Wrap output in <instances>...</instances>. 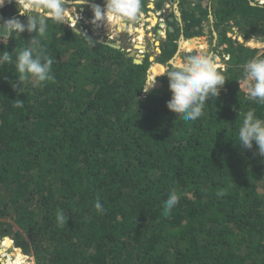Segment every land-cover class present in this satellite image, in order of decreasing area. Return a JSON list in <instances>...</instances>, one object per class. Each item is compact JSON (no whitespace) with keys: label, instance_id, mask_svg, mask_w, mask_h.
Listing matches in <instances>:
<instances>
[{"label":"trees","instance_id":"trees-1","mask_svg":"<svg viewBox=\"0 0 264 264\" xmlns=\"http://www.w3.org/2000/svg\"><path fill=\"white\" fill-rule=\"evenodd\" d=\"M164 1L141 0L146 21ZM167 1L175 13L153 59L135 63L112 41L78 31L90 46L74 27L49 21L37 38L53 59L52 81L14 88L15 53L0 66V238L18 250L13 264L22 254L35 264H264V157L255 142L250 150L237 144L239 109L264 119V105L238 81L248 60L264 58L243 42L264 39V4ZM0 14V22L23 18L13 1ZM33 35L15 34L0 51L30 47ZM181 37L184 49L207 40L228 56L219 96L189 122L167 109L168 79L156 76ZM150 68L157 80L145 91ZM172 190L181 199L165 217Z\"/></svg>","mask_w":264,"mask_h":264},{"label":"clouds","instance_id":"clouds-1","mask_svg":"<svg viewBox=\"0 0 264 264\" xmlns=\"http://www.w3.org/2000/svg\"><path fill=\"white\" fill-rule=\"evenodd\" d=\"M10 1L14 2L19 16H25L27 20L23 22L18 16H13L0 22V43H3L5 46L8 44L10 38H15V34L21 36V33L25 31L34 33L28 39L30 41V47L21 48L18 51L16 48H13L11 52L8 50L0 51V66L13 64V53H15L13 67L17 73L18 84L14 83V88H18L21 83L28 81L43 84L54 79L52 74L53 59L43 54L41 40L37 38V35L39 37H45L49 27V21L59 25L69 24L78 31H90L93 35H95L97 28L104 25L103 23L107 22L109 24L111 22L112 27L110 33L98 39L100 41L106 39L113 42V39L119 37L120 30L125 28L130 29L134 26L141 13V0H103V7L100 4L91 2V0H73L71 8L68 7V0ZM255 1L258 2V0ZM249 2L252 4V0H249ZM5 3L6 0H0V7H3ZM258 3L264 4V2ZM74 4L77 5L75 8H73ZM84 4H90L93 12V17L90 21L92 24L88 23L83 25V27L80 26L81 28H77L78 19L82 18L85 14L81 12L79 16L76 13V8ZM69 10L73 12L71 19L69 18ZM155 16L158 28L156 32L153 31L151 37H154L153 41L155 43L158 41L159 44V39L165 36L167 23L166 21L162 23L159 20L158 14H155ZM145 24L149 26L147 22ZM158 30L160 31L157 32ZM77 33L82 34L90 46L94 45V41L87 34ZM124 35L128 34L125 33ZM95 36L98 37L99 35ZM243 42L251 47L264 49V39L261 36L259 39L254 38ZM158 44H155L156 47L153 46L151 51L156 53V48L158 49L157 52H159ZM135 46L136 44H132V48L130 50L127 49V51L133 50L135 57L139 56L142 60L145 54H147V51L142 55H138V48ZM150 57L153 59L154 55L151 54ZM165 75L168 79V89L171 93L170 99L166 102V107L176 113L185 122L196 121L202 117L204 115L206 101L212 97H218L220 86L226 81L224 75L218 71L215 53L203 49L197 53L181 57L174 55L167 62V65L159 69L156 74V76ZM151 77L152 73L148 81ZM238 81L240 89L243 88L245 90V94L249 100L264 105V58L254 57L248 60L243 65L242 80ZM150 86H155L154 80L148 83L147 90ZM16 106L20 107L22 105L18 103ZM239 116H242L243 119L238 130L239 142L237 144L242 148L250 150L253 148V142H255L259 155L264 157V119L258 118L253 110L242 112L239 109ZM218 195H223V193H218ZM180 199L181 195L175 190L169 192L163 205V215L165 217L170 215L172 209L179 204ZM94 207L99 212L104 211L99 198H97ZM56 219L58 226H63L68 221L63 210L58 211Z\"/></svg>","mask_w":264,"mask_h":264},{"label":"rangeland","instance_id":"rangeland-1","mask_svg":"<svg viewBox=\"0 0 264 264\" xmlns=\"http://www.w3.org/2000/svg\"><path fill=\"white\" fill-rule=\"evenodd\" d=\"M6 1H8V0H6ZM102 1L103 0H91V2L96 3V4H100L103 7ZM72 3H73V0H68V7L69 8H71ZM76 6L77 5L74 4L73 5V8H75ZM170 11H173L172 10V4L170 2L167 3L166 1H164V3H162L161 9L160 10L157 9L155 12H152L150 15L152 16V14H158L159 18L162 19L161 22L164 23L166 21V15ZM69 12H71V10H69ZM81 12L83 14H85V15L82 16V18H79L78 19V21H77L78 22L77 23V25H78L77 28H81L80 26L83 27V25L88 24V23L92 24L90 21H91V19L93 17V12L91 10L90 4H84V5H81V6H79V7L76 8V13L79 16L81 15ZM72 15H73V13H69V18L70 19H71ZM26 18L27 17L23 16V18L21 20L23 22H25ZM1 20H2V18L0 17V21ZM147 21H148L149 24H152L153 28L155 27V25H154L155 22L152 19V17H151V20L149 19ZM147 21L145 19V22H147ZM103 24L104 25H101V27L97 28L96 31H95V35H99L98 38H102L103 36L108 35L110 33V30H111V27H112V25H111L112 23L109 22V24H107V22H105ZM135 24H136V22H135ZM135 24H134V26H138V25H135ZM141 24L138 26L139 28H135V29L133 27L130 28V30L132 32H130V34H128V35H125L124 40H123L122 37L119 36L118 38L116 37L115 39H113V43L116 44V45L122 46L126 51H127V49L130 50L132 48V44L133 45L134 44L138 45V43L141 44L142 49H144L145 51L152 50L153 49V46H155V42L153 41V38L154 37H151V36L149 37L148 36V33H152L153 34V30H152L151 27H149L147 25L146 26H142ZM146 27H148V29H145ZM233 28H234L235 32H237V33L240 32L238 30V27L234 26ZM204 30L207 31V32L208 31L211 32L212 37H210V38H211V42H213L215 35L212 33V30L210 29L209 24L205 23ZM134 31L138 34L137 36H135L134 34H133L134 36L131 35V33H134ZM133 38H135V39H133ZM104 40H106V39H104ZM146 46H147L148 49L146 48ZM178 46H179V44H178ZM212 46H213V44L212 43L209 44L208 41L206 40V42L203 43V46H201V48L203 47V50L211 51ZM196 47H199V46H196ZM219 50H221V46H219V47L214 46V53H215V60H216V63H217V68L220 69V70H225L226 67H227L226 59H228V56L225 55L223 59H220V56L218 55ZM188 52H190V51L185 52L184 55H187ZM149 53L155 55L158 52L156 51V53H155L154 51H149ZM184 55H182L181 52L180 53H175V56H178V57H181V56H184ZM136 57L138 59H141L139 56H136ZM151 80H154V83H155V81L157 80V78H154L152 76L150 78V80L147 81V82H150ZM145 89L147 90V87ZM3 239H5V238H0V258H1V260H3L5 262V264H13L15 262L14 253L17 252L18 250L15 249L12 246V244L10 246L7 245V244H5L4 241H3ZM23 257L24 258H23V261H22L21 264H35L32 257L26 256V255H23Z\"/></svg>","mask_w":264,"mask_h":264},{"label":"crops","instance_id":"crops-1","mask_svg":"<svg viewBox=\"0 0 264 264\" xmlns=\"http://www.w3.org/2000/svg\"><path fill=\"white\" fill-rule=\"evenodd\" d=\"M166 2L167 3H169L167 0H166ZM171 3V2H170ZM172 4V10L174 11V13H175V3L173 2V3H171ZM158 8H156V10H157ZM155 10V11H156ZM166 11V10H165ZM142 25V26H146V22H145V14L143 13V12H141L140 13V16H139V18H138V20L136 21V24L135 25H140V24ZM138 26H133V28L135 29V28H139ZM149 27H151V26H149ZM141 28V27H140ZM153 28V27H152ZM145 29H148V27H146ZM154 29V28H153ZM130 32H132L129 28H125V29H123V30H120V32H119V36L120 37H122L123 38V40H124V38H125V33H127V34H130ZM156 32V31H155ZM158 32V31H157ZM137 36L138 34L134 31V33H131V35L132 36ZM153 34L152 33H148V36L150 37V36H152ZM181 39H182V37H181ZM181 39H180V41H179V48H178V52L177 53H180L181 52V54L182 55H184L185 54V52H187V51H191L190 53L191 54H193V51H194V53H197L199 50H202L203 49V47L201 48V46H203V44H199L198 46L200 47H195V48H190V49H184L183 47H182V45H181ZM205 43V42H204ZM156 44V43H155ZM146 45V44H145ZM148 46V45H147ZM147 46H146V48H147ZM156 46V45H155ZM148 49V48H147ZM146 49V50H147ZM155 50L157 51L158 49H156L155 48ZM149 51H151V50H147V54H149L150 56H151V54L149 53ZM178 57V56H177ZM151 73H152V69H151Z\"/></svg>","mask_w":264,"mask_h":264},{"label":"water","instance_id":"water-1","mask_svg":"<svg viewBox=\"0 0 264 264\" xmlns=\"http://www.w3.org/2000/svg\"><path fill=\"white\" fill-rule=\"evenodd\" d=\"M8 1H10V0H8ZM0 17L2 18V15L0 14ZM93 27H95V26H93ZM168 28L171 30L172 29V27L171 26H168ZM74 30L76 31V32H78V30L76 29V28H74ZM160 30H158V32H159ZM157 38H159L158 36H157ZM156 44H158V41L156 42ZM110 45L111 46H113V47H115V48H119V46L118 45H115V44H111L110 43ZM135 47H137V46H135ZM193 53H194V51H193ZM127 55L128 56H132L133 58H134V62L135 63H140L141 62V59H138V58H136L135 57V53H134V51L132 50V51H129L128 53H127ZM150 59H152V57H150ZM151 75V70L149 69L148 70V78H149V76ZM149 83V82H148ZM148 83H147V85H148ZM151 87V86H150ZM11 244H12V241H11ZM1 259V258H0Z\"/></svg>","mask_w":264,"mask_h":264},{"label":"bare ground","instance_id":"bare-ground-1","mask_svg":"<svg viewBox=\"0 0 264 264\" xmlns=\"http://www.w3.org/2000/svg\"><path fill=\"white\" fill-rule=\"evenodd\" d=\"M152 18H153V20H154V22L156 21V16H155V14H152ZM163 25V24H162ZM133 39H135V38H133ZM181 45L183 46V48H184V42H183V39H181ZM137 46V48H140V47H142L141 46V44L140 43H138V45H136ZM144 47V46H143Z\"/></svg>","mask_w":264,"mask_h":264},{"label":"built area","instance_id":"built-area-1","mask_svg":"<svg viewBox=\"0 0 264 264\" xmlns=\"http://www.w3.org/2000/svg\"><path fill=\"white\" fill-rule=\"evenodd\" d=\"M258 2L262 3V2H264V0H258ZM159 20H162V19H159ZM137 52H138V55H142L145 52V50L142 48H138Z\"/></svg>","mask_w":264,"mask_h":264},{"label":"flooded vegetation","instance_id":"flooded-vegetation-1","mask_svg":"<svg viewBox=\"0 0 264 264\" xmlns=\"http://www.w3.org/2000/svg\"><path fill=\"white\" fill-rule=\"evenodd\" d=\"M152 17V16H151ZM153 19V18H152Z\"/></svg>","mask_w":264,"mask_h":264}]
</instances>
